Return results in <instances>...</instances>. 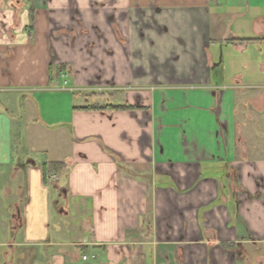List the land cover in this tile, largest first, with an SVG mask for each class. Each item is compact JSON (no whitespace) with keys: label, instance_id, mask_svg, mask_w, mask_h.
Here are the masks:
<instances>
[{"label":"crops","instance_id":"1","mask_svg":"<svg viewBox=\"0 0 264 264\" xmlns=\"http://www.w3.org/2000/svg\"><path fill=\"white\" fill-rule=\"evenodd\" d=\"M263 262L264 0H0V264Z\"/></svg>","mask_w":264,"mask_h":264},{"label":"rangeland","instance_id":"2","mask_svg":"<svg viewBox=\"0 0 264 264\" xmlns=\"http://www.w3.org/2000/svg\"><path fill=\"white\" fill-rule=\"evenodd\" d=\"M160 21H163V20H153V19H150V20H119V23L118 21H114V20H111L110 18H107L105 20V23L106 25H110L111 27V30H112V33H113V37L115 39L116 42H118V44H120V46H122L123 50H122V53L125 54V46H126V43H127V40H126V36L123 34V30H122V27L125 28V25L127 23H129V25H133L135 31H141L142 29H145L146 28H149L151 31H153L154 33H156L157 35L160 34V33H163V30L166 31L167 27L161 25ZM122 26V27H121ZM132 29V28H131ZM140 37H143V35H140ZM102 41L103 43V46H102V50H104L105 52H108V50L106 48H108L106 45H107V42H105V39L102 38ZM151 43H153V40L150 39L149 40ZM100 44V43H99ZM122 44V45H121ZM140 52H134L133 55L134 56H140L139 55ZM168 62L169 63H173L174 59L176 58V55L174 52H171L168 56ZM155 59V55L154 54H151L150 56V60L153 61ZM169 70V67L166 69V67L163 68V71H164V74H167L165 73L166 71ZM167 77V76H166ZM166 77H164L165 79V82L164 83H156V82H153L154 85H158V84H165V85H169V84H173L172 82H174L173 80H168ZM93 86L95 85H101V87L103 88V92L107 93V92H110L109 90V84H106V85H103V84H100L101 82H99L98 84L95 83V82H91ZM54 85H59V87L61 86L60 83L58 81H55L53 83ZM68 94V93H67ZM69 97H71V95H69ZM61 104H63V107H65V103L67 104V100L65 99H62L60 101ZM264 263V262H263Z\"/></svg>","mask_w":264,"mask_h":264},{"label":"trees","instance_id":"3","mask_svg":"<svg viewBox=\"0 0 264 264\" xmlns=\"http://www.w3.org/2000/svg\"><path fill=\"white\" fill-rule=\"evenodd\" d=\"M242 41H245V40H240V42H242ZM127 109V108H132L131 106H126V105H123V106H117V107H114V109ZM55 165V164H54ZM53 165V167H51V168H54L55 166Z\"/></svg>","mask_w":264,"mask_h":264},{"label":"built area","instance_id":"4","mask_svg":"<svg viewBox=\"0 0 264 264\" xmlns=\"http://www.w3.org/2000/svg\"><path fill=\"white\" fill-rule=\"evenodd\" d=\"M52 178H54L55 176L54 175H51ZM83 260H86L87 258L85 256H83L82 258Z\"/></svg>","mask_w":264,"mask_h":264}]
</instances>
